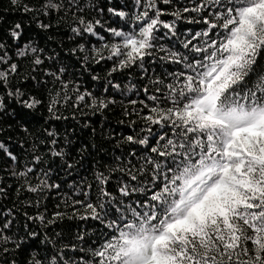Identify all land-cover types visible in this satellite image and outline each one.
Masks as SVG:
<instances>
[{
  "label": "snow or ice",
  "instance_id": "snow-or-ice-1",
  "mask_svg": "<svg viewBox=\"0 0 264 264\" xmlns=\"http://www.w3.org/2000/svg\"><path fill=\"white\" fill-rule=\"evenodd\" d=\"M9 3L23 16L0 29V180L16 181L0 183L15 193L0 264H264V0ZM117 107L127 134L103 127ZM89 159L91 181L63 192ZM66 216L98 228L58 230Z\"/></svg>",
  "mask_w": 264,
  "mask_h": 264
},
{
  "label": "trees",
  "instance_id": "trees-1",
  "mask_svg": "<svg viewBox=\"0 0 264 264\" xmlns=\"http://www.w3.org/2000/svg\"><path fill=\"white\" fill-rule=\"evenodd\" d=\"M112 2L117 6H121L125 3H129V0H112ZM177 3H183V0H177ZM185 15H188V14H185ZM192 15H194V14H192ZM22 16H23L22 12H20L19 10L10 6L9 0H0V29H5L7 26L11 25L13 22L19 21L22 18ZM162 18L169 19V20L172 19V17H170V16H165ZM24 23H25L26 33L31 34V35H35L37 32L35 25L29 26L27 20H25ZM177 24H178V27L181 29V31H183L184 29H190V30L194 31L199 27V25H196L194 23H189L186 20H180L177 22ZM61 31H65V29H61ZM65 42L67 44V38L66 37H65ZM41 43H43V41H41ZM156 70L158 72L161 71L158 63L156 64ZM97 71H99V68H97ZM133 79H135V78H133ZM125 82H127V81H125ZM129 95L132 96V98H135V96L132 93H130ZM129 107H131V106H129ZM44 114L45 115L47 114L46 110H45ZM65 115L69 116V120H68V123L66 126L71 130L72 125L75 122L71 120L70 113L65 112ZM119 119H121L119 107H117L113 112H108L106 114L105 122L103 123V127L105 129V132H107L109 130V127H111V129L114 130L117 135L127 134L130 131V129L127 127L126 118H125V120H126L125 124H119L118 123ZM90 120L92 122H94V126L97 129V136L99 137V130L102 126V124H101L102 118L99 115H97V116L90 117ZM52 123L55 126L60 127L63 122L53 121ZM78 127L79 126L77 125V128ZM89 131H90V129H85L83 131H77L76 136L79 137L83 141H88V139H89L88 132ZM97 143H99V139L97 140ZM108 149H109V155H110L111 154V152H110L111 145H108ZM101 157H103V159ZM96 159L98 162V166H100V167H103V165L108 162V157H105L103 152H99L97 154ZM90 166H91V160L89 159V164L86 165L87 172L85 169H78V171L72 172L71 174L66 175V176L62 173L61 178L63 181H65V183L63 184L62 191L68 192L69 194H71L70 189H69V184L78 182L81 178L85 177L86 175H87L88 180L91 181V167ZM0 175H2V174H0ZM113 175H119V173H114ZM5 182L11 183L13 185V188L15 187V184H16L15 180L8 178V177H5L4 180H0V183H5ZM113 185H114V181H111L108 184L107 187L109 188V190H114ZM94 194H95V187L93 188V198H94ZM26 195L31 196L32 194L21 193V198H23ZM14 196H15L14 191H10L9 192L10 199L5 200L3 198H0V206H4V205L11 206V203H12L11 198ZM57 203H60V198L58 196H56V195L48 196L46 199L42 200L41 210H43L44 207L46 206L48 213H51L52 211L57 210L56 209ZM59 210L64 211L63 206H61V208ZM28 211L30 213H32L35 211V209L29 208ZM82 226H86L87 228H92L95 230L96 228H98V223L95 221H92V220L81 221V220H78L76 218L69 219L66 216L63 218V220L58 221L57 229L58 230L63 229L66 232H70L74 235L75 232L77 231V229L79 227H82Z\"/></svg>",
  "mask_w": 264,
  "mask_h": 264
}]
</instances>
